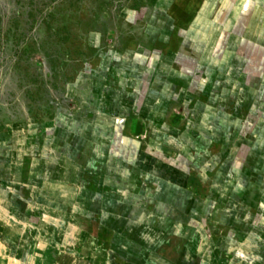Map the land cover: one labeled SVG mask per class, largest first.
Wrapping results in <instances>:
<instances>
[{
  "label": "crops",
  "instance_id": "1",
  "mask_svg": "<svg viewBox=\"0 0 264 264\" xmlns=\"http://www.w3.org/2000/svg\"><path fill=\"white\" fill-rule=\"evenodd\" d=\"M263 17L236 31L242 16L199 5L172 20L184 27L178 46L115 51L78 79L70 109L28 128L27 156L13 145L11 167L0 160V264H142L149 248L163 253L146 232L188 207L183 173L205 162L212 136L222 144L250 66L243 44L264 49Z\"/></svg>",
  "mask_w": 264,
  "mask_h": 264
},
{
  "label": "rangeland",
  "instance_id": "2",
  "mask_svg": "<svg viewBox=\"0 0 264 264\" xmlns=\"http://www.w3.org/2000/svg\"><path fill=\"white\" fill-rule=\"evenodd\" d=\"M239 1L0 0V134L8 132L0 160L11 167L13 145L27 156L28 128L70 109L74 83L115 51L148 55L178 46L184 27L172 22L188 20L199 5H212L221 19L242 16L236 31L249 18L264 16V0L259 6ZM262 45L261 39L243 44L250 66L237 79L242 102L229 114L222 144L212 136L203 152L206 163L183 173L181 186L190 197L178 221L149 225V244L155 239L167 247L163 253L149 248L142 264H264Z\"/></svg>",
  "mask_w": 264,
  "mask_h": 264
}]
</instances>
